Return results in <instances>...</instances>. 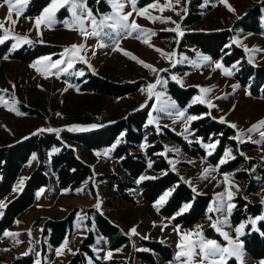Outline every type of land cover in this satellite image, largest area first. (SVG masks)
<instances>
[{"label":"rangeland","instance_id":"obj_1","mask_svg":"<svg viewBox=\"0 0 264 264\" xmlns=\"http://www.w3.org/2000/svg\"><path fill=\"white\" fill-rule=\"evenodd\" d=\"M192 1L179 0V3H176V0H137V10L147 8L149 4L158 5V7L148 8L147 13L138 14V11H133L130 0H121L125 4L123 12L133 13L129 17V22L135 20L138 25L148 30V32H137L133 33L132 36L121 33L119 37L114 32L111 37L102 34L99 39H102L108 45L104 48L94 47L98 44V38L88 35L92 28L90 20L86 18L84 25L73 22L72 14L66 8H61L56 13V23L51 26L42 23L37 27L35 25L36 17L43 14L44 9L48 7L51 0H48V3L35 15L27 14L30 0H28L23 13L19 17H17L14 8L12 20L17 21L15 24L7 19V4L0 6V22H3L0 36L5 34L4 29L8 30V39L4 43L6 47L0 53V145L3 143L10 145L15 140L20 141L30 135L47 132L40 131L41 129H57L58 132L49 133L55 134L65 145L73 148L79 157L88 162L93 172V175L86 180L83 186L77 188L73 193H67L66 190L57 186L55 176L51 171H48V186L40 192L36 201L23 213L19 214L12 225L1 234L0 264H11L14 260L26 256L25 253L32 257V264H37V261H39V264H66L70 257L76 253L79 242L87 234L86 219L87 217L93 218L94 215L93 212H86L89 208L95 209L110 223L117 226L128 237L130 243L127 250L125 248L110 250L106 238L92 225L91 229L95 237L92 245L93 252L102 264H117L112 263V261L125 264H199V257L189 258L191 244L201 238L211 239L204 235V229L207 227H211L220 235L212 227L214 222L227 219V224H218V227L227 232L232 239L236 238L235 228L241 223H244L246 227L249 224L251 231L256 229V226L253 227L249 223L250 220L256 217H249L233 226L230 223V216L226 212L209 211V208H215L219 205V194L232 191L234 198L238 191V183L232 175L218 170L219 165H221L219 161L224 158L225 151L229 149L224 150L216 164H212L207 160L208 152H213V150L206 149L203 145L216 141L202 142L200 137L193 135L189 129L190 121L187 120L188 116L193 115L187 114L176 103L175 108L171 107L174 100L167 92L166 83L168 80H172L182 86L196 87L197 93L192 98V102L197 97H201L204 100L203 103L207 106L209 102L214 105L217 120L224 117L226 124L237 125L234 128L236 137L238 134H242L243 141L251 144L250 148L240 149V152L245 159L255 160L253 166L254 179L258 180L256 192L248 195L243 194L242 197L251 203H261L264 209V203L261 202L264 200V177L257 168H264V143H254V141L261 140L260 132L264 131V128L248 133V129L252 125L264 119V98L251 96L247 87L239 86L233 78L234 70L237 68L236 63L226 66L220 60L213 59L201 52L194 45L183 44L182 42L184 35L189 32L229 30L232 32L231 42L243 49L249 63L255 66H264V8H261L258 18L260 32L244 31L236 26L238 20L243 19L252 6L260 5L263 0H226V3H223L222 0H202L198 7L199 20L189 25L183 24L184 19L194 12L192 7L190 9ZM77 2H80V0H77ZM83 2L86 9L91 10L97 21L114 12L107 0H99V2L97 0H83ZM13 3H15V0H13ZM229 5L234 11L229 10ZM77 12L79 13V9H77ZM147 17H159L160 19L153 21ZM168 18L180 25V31L184 33L183 36H180L177 32L166 30L176 27V24L170 21L161 22V20H167ZM64 21H68L67 27L64 25ZM81 27L87 30L85 35H81ZM103 31L108 32L110 30L105 27ZM17 36L25 37L30 43L15 39ZM137 36L139 38H136ZM145 38H147L148 43H144ZM116 40L119 41V49L114 51L113 47ZM38 44L48 45L52 53L38 56L28 63H22L10 56L17 49L22 48L23 51H26ZM73 44H84L85 48L79 49L75 53H65L64 49L70 48ZM13 45L18 46L13 49ZM245 48L248 49L247 52ZM156 49L161 51H156ZM93 50L95 55H93ZM125 52L130 53L131 56H135L137 59L133 60L131 56L125 55ZM162 53L169 55H163ZM5 56L8 58L4 59ZM81 56H84L87 63L80 60ZM205 56L209 57L208 61L203 59ZM44 57H50V59H43ZM69 59L72 62V67L67 72L62 71L61 69L67 67L65 62ZM57 60H61L62 63L52 67ZM137 61H144L158 71L153 72ZM217 62L222 64L219 69L216 68ZM89 64L91 67L88 66ZM224 68H228L232 75H225ZM161 69L167 71H159ZM79 71H83L84 74L87 72L97 75L108 74L121 82L141 80L143 84L137 91L125 97L97 96L92 92L80 90L84 75L70 74ZM172 77H176V79ZM157 80L160 83H157ZM149 84H156V87L151 90V94L147 87ZM201 88L210 89V91L202 93ZM157 93H159V99H157ZM146 107H148L147 124L154 125L159 132L162 131L160 126L168 127L180 134L188 143H197L198 146L204 149V157H192L186 154L178 145L162 140L163 150L157 153L165 157L170 168L177 172L188 186L196 189L194 192L211 196L207 216L194 226L182 228L175 225L171 218L159 214L157 209L164 202L157 205V201L163 193L170 192V190H165L154 203L149 204L141 199L138 189L139 178L141 176L153 177L154 174L147 169L139 177L129 179L126 172L119 165L118 159L112 156L114 145L118 139L110 146L89 149L78 142H68L62 137L64 132L73 134L88 133L105 127L117 118L124 119L129 113ZM28 110L36 112L31 113ZM76 110L84 111L86 114L82 119L68 118L67 113ZM17 112L22 114L18 115ZM179 112H184V116L178 115ZM150 118L152 123H149ZM93 124L98 127L89 131H69V128L73 126L87 127ZM239 143L241 142L239 141ZM146 145H150V143L142 142L137 152L143 153ZM192 147L195 148L194 145ZM53 152H55L53 149L50 150L48 156ZM32 157L33 155H31L27 164L23 166L14 184L13 191L0 201L4 205L14 197V194L18 191L17 189H20V181H24L27 175L37 166V158L33 160ZM46 162H48V158ZM206 168L209 169L207 174L204 172ZM213 169L215 170L213 171ZM112 174L123 181L132 183V187L123 188V193L129 195L132 198L131 201H126L120 197V192L114 182L110 185L106 182L108 178H99L100 176ZM225 176L228 177L227 181ZM88 183L91 184V187L87 185ZM225 203H228L227 196H225ZM231 203L233 202L231 201ZM97 204H99V208L96 207ZM74 208H77L78 211L73 222L71 237H65L57 247L50 246L47 237H45L46 253L41 256L43 221L45 219L63 218ZM246 227L243 229L244 234L239 237L240 243H242L241 239L246 234ZM133 228L136 229L137 234L131 233ZM5 232L17 235L4 236ZM198 232L203 234L202 237L197 235ZM186 233L189 235L184 240V247L178 248L177 245L181 243V237ZM220 237L221 242H217L222 247H227L228 242L224 240L223 236L220 235ZM146 241H157L170 247L171 259L165 261L146 245ZM57 249L60 250L59 255ZM182 251L184 255L177 260V253ZM109 252H112V256L106 259L105 257ZM139 252L150 255L152 263L138 259L137 253ZM230 259H234L236 264H262L264 262V258H251L245 253L243 246L240 258L229 257L227 262ZM87 264L93 263L88 261Z\"/></svg>","mask_w":264,"mask_h":264},{"label":"trees","instance_id":"obj_2","mask_svg":"<svg viewBox=\"0 0 264 264\" xmlns=\"http://www.w3.org/2000/svg\"><path fill=\"white\" fill-rule=\"evenodd\" d=\"M153 1V0H147ZM202 0H193L190 4L192 12L188 15L183 24H192L199 20L198 7ZM48 0H30L27 14H37ZM261 8H264V0L260 5L256 4L247 11L243 19L238 20L237 27L244 31L260 32L259 15ZM163 33V32H161ZM160 33V35H162ZM231 31L213 32H189L182 39L183 44H192L201 52L213 59H218L226 66L237 65L233 78L239 86L247 87L251 96L264 98V66H255L249 63L242 48L231 42ZM164 34V33H163ZM6 44L0 45V53L4 51ZM48 45L38 44L23 51L22 48L13 51L10 56L22 63H28L32 59L51 54ZM142 81H118L108 74L97 75L87 72L84 74L80 90L92 92L97 96L105 95L119 98L125 97L137 91L142 85ZM167 92L174 102L189 115L200 117L190 121L189 129L193 135L201 138L202 142L219 141L212 155H207V160L216 164L221 158L226 148L231 149L235 159H230L226 163L219 165L218 170L223 173H230L238 183V191L232 202L235 204L231 215L230 223L235 226L249 217L264 216L263 205L259 202L251 203L242 195L256 192L258 180L254 179L255 172L253 166L255 160L245 159L241 150L251 147L248 142L239 143L236 131L230 125L221 123L215 118L216 110L204 103L192 102V98L197 93L194 86H182L177 82L168 80L166 83ZM35 113L36 111H29ZM86 113L81 110L67 113L68 118L75 119L84 117ZM148 107L129 113L126 118H117L113 123L92 130L88 133H62L63 139L68 142H78L85 148L100 149L110 146L117 139L119 144H115L112 156L118 159L119 165L126 172L129 179H135L143 174L147 169L154 174L152 179H145L138 183L140 197L147 203H154L165 191L170 190V195L159 207L158 212L162 216L171 218V221L182 228L191 227L204 219L208 214V207L211 201L209 194H199L193 191L179 176L173 171L167 160L161 154L163 150L162 140H167L178 145L186 154L192 157H204V149L197 143H188L182 136L168 127L160 126L162 131H157L154 125L147 124ZM142 142H149L144 152H137ZM195 146V148L192 147ZM59 149L48 156L52 149ZM157 154V155H155ZM31 155L37 158V166L27 175L23 185L1 209L0 215V236L5 229L12 225L15 218L23 213L35 200L37 189L49 183L48 171L55 176L56 184L67 193H73L77 188L83 186L88 178L93 175L88 162L79 157L73 148L64 144L55 134L49 132H39L30 135L20 141L7 145H0V201L9 195L14 188V184L20 175L24 165L27 164ZM48 158V162L46 159ZM151 164V167H149ZM264 177V168L257 167ZM108 184L114 182L120 197L126 201L132 198L123 193V188L132 187V183L123 181L115 175L100 176ZM91 187V184H87ZM184 204L190 207L182 214L180 212ZM78 209L74 208L65 217L60 219H45L41 229V256L46 253L47 237L48 243L52 247H57L65 237H71L73 232V222ZM87 213L93 212V218L87 217L86 224L88 231L86 236L79 242L77 251L66 264H102L93 252L94 232L91 226L94 225L97 231L106 238L110 250L130 247L129 239L120 229L110 223L95 209H87ZM256 229L250 230V225L246 227V234L242 237V246L245 253L253 259L264 258V220L256 222ZM204 235L208 238L221 242V237L211 227L204 229ZM146 245L153 252L161 256L165 261H169L172 256L170 247L157 241H146ZM137 258L152 263L150 255L144 252L137 253ZM112 263L125 264L119 261ZM11 264H32L30 255L14 260ZM227 264H236L234 259H230Z\"/></svg>","mask_w":264,"mask_h":264},{"label":"snow or ice","instance_id":"obj_3","mask_svg":"<svg viewBox=\"0 0 264 264\" xmlns=\"http://www.w3.org/2000/svg\"><path fill=\"white\" fill-rule=\"evenodd\" d=\"M97 2H99V0H97ZM107 2L112 6V8L114 10L113 14L108 15V16H104L101 20L97 21L96 18L93 16V13L91 12V10L86 9V5L83 2V0H80V2H77V0H51L48 7H46L44 9L43 14L41 16L36 17L35 25L37 27H39L42 23H46L48 26H51L52 24L56 23V19H55L56 13L61 8H66L69 12H71L73 22H78L80 25H84L86 18L88 20H90L92 28H91V31L88 32V35L98 38V44L94 47H99V48H104V47L108 46L102 41V39H99L102 37V34H103V36L111 37L112 33L114 32L116 34V36L119 37L121 35V33H125L127 36H132L133 33H137V32L138 33H146V32H148V30L143 29L140 25H138L135 22V20H132L131 22H129V17H131L133 13L132 12H127V13L123 12L125 4L123 2H121V0H107ZM136 2H137V0H130L133 11H138V14L147 13L148 8L158 7L157 4H149L147 6V8L137 10L136 9ZM222 2L226 3V0H222ZM27 3H28V0H15V3H13V0H0V6H2V4H7V7H8L7 19L11 20V22L13 24L17 23V21L12 20L13 9L15 8L16 15H17V17H19L21 15V13H23L24 8L27 5ZM176 3H179V0H176ZM228 7H229L230 11H234V9H232L230 5ZM77 9H79V13L77 12ZM147 18H149L153 21H155L156 19H160L159 17H147ZM109 21H111V22L109 23ZM169 21H170V18H168L167 20H161V22H169ZM170 22L176 24V27L171 28V29H166V30L177 32L180 36H183L184 33L182 31H180V25L177 24L175 21H170ZM63 23L67 27L68 21H64ZM105 27L107 29H109L110 31L104 32L103 29ZM2 28H3V22H0V29H2ZM7 31H8L7 29H4L5 34L0 36V44H4L5 41L8 39ZM86 31L87 30L84 27L80 28L81 35H85ZM136 38H139V36H137ZM15 39L24 40L25 43H30V41H28L25 37L17 36V37H15ZM144 43H148L147 38H145ZM17 46L18 45H13V49H15ZM84 48H85L84 44H80V45L73 44V45H71L70 48H65L64 52L65 53H67V52L75 53L77 50L84 49ZM118 49H119V41L116 40L115 46L113 47V50L115 51ZM156 51H161V50L156 49ZM245 51L247 52L248 49L245 48ZM124 54L131 56V54L128 52H125ZM162 54L163 55H169L166 53H162ZM93 55H95L94 50H93ZM3 58L7 59L8 57L5 56ZM131 58L133 60L137 59L135 56H131ZM43 59L47 60V59H50V57H44ZM203 59L205 61H208L209 57L205 56V57H203ZM80 60H82L84 63H87V60L84 58V56H81ZM137 62L141 63L145 68H149L153 72L158 71L157 69L153 68L152 65H149V64L145 63L144 61H137ZM37 63H39V61H37ZM61 63H62L61 60H57L53 63L52 67H56V66L60 65ZM65 63L67 64V67H65L61 70L67 72L68 69H70L72 67V62L69 59ZM88 66L91 67L90 64ZM33 67H35V65H33ZM221 67H222V64L217 62L216 68L219 69ZM37 70L39 71V69H37ZM159 71H167V70L161 69ZM70 74L77 75V76H83L84 72L79 71V72H74V73H70ZM224 74L230 76V75H232V72L228 68H224ZM172 78L176 79V77H172ZM157 83H160V81L157 80ZM147 87H148L149 92L151 94V90L156 87V84H149ZM209 91H210V89L201 88L202 93H207ZM156 95H157V99H159V93H157ZM196 102L203 103L204 100L201 97H197L193 101V103H196ZM208 106L213 107L214 105H212L209 102ZM171 107L172 108L176 107L175 102H173L171 104ZM17 114L21 115L22 113L17 112ZM178 115L183 117L184 112H179ZM198 118H200V117L188 116L187 120L188 121H194ZM220 122L225 123L224 117L220 118ZM149 123H152L151 118L149 119ZM230 126L232 128L237 127V125H235V124H231ZM96 127H98V126L95 124L87 126V127L73 126V127L69 128V131H89V130L94 129ZM262 128H264V119H261L256 124L252 125L251 128L248 129V133L250 134V133L256 132L257 130L262 129ZM40 131L58 132L59 130L48 128V129H41ZM185 131H187V129H185ZM260 136H261V140L260 141H254V143H264V131L260 132ZM241 137H242V134H238L237 137H235V139H237L241 143H243L244 141ZM119 143H120V140H117L116 144H119ZM218 143H219V141H216L214 143L204 144L203 146L206 149L214 150L217 147ZM53 151H59V149H53ZM208 155H212V152L209 151ZM228 158L235 159V157L232 155L231 149L225 151L224 158H222L219 161V164L226 163ZM32 159L33 160L36 159L35 155H33ZM149 167H151V164H149ZM214 170L215 169H213V171ZM204 172H205V174H207L209 172V169L206 168L204 170ZM145 179H152V177L141 176L138 180V183L140 181L145 180ZM225 180L226 181L228 180L227 176H225ZM20 185L21 186L23 185V180L20 181ZM17 190H19V189H17ZM42 191H43V189H41V192ZM193 191H196V189L193 188ZM170 194L171 193L167 192V191L165 193H163V195L157 201V205L162 204ZM39 195H40V193H37V197H39ZM233 195H234V193L232 191H227L226 193L219 194V196H218L219 205L215 208H209V211L210 212H212V211L226 212L227 215L230 216L233 208L235 207V204L231 203V201L233 199ZM225 196H227V200H228L227 204L225 203ZM261 202L264 203V200H262ZM3 207H5V205L2 202H0V209H2ZM96 207L99 208V204H97ZM189 207H190V204H185L184 207L180 210V212L177 213V215L182 214ZM0 215H2V212H0ZM209 219H211V217H209ZM258 220H264V216L256 217L255 219L250 220L249 223H251L252 226L255 227L256 222ZM227 223H228V221H227V219H225L223 221H216L212 224V227L215 228L216 231L219 232L221 236H223L224 240H226L228 242L227 247H222L216 240L201 238L198 241L192 242L191 248L189 251V258L193 259L195 257H199L200 258L199 264H205V262H207V264H226L229 257H236L237 259H239L240 255H241V249H242V243L239 242V237L244 234L243 229L246 227V225L244 223H241L238 227H236L235 228L236 238L232 239L229 237V234L227 232L222 231L221 228L218 227V224H227ZM131 233L137 234L136 229L135 228L131 229ZM3 235L4 236H15L17 234L5 232ZM188 235L189 234L186 233L181 237V243L177 245L178 248L184 247V240L187 239ZM197 235L202 237L203 234L198 232ZM197 249H198V251H197ZM57 254L58 255L60 254L59 249H57ZM25 255H27V253H25ZM182 255H184L183 251L177 253L176 259L179 260ZM111 256H112V252H109L107 254V257H105V258L107 259V258H110ZM37 264H39V261H37ZM262 264H264V262H262Z\"/></svg>","mask_w":264,"mask_h":264},{"label":"crops","instance_id":"obj_4","mask_svg":"<svg viewBox=\"0 0 264 264\" xmlns=\"http://www.w3.org/2000/svg\"><path fill=\"white\" fill-rule=\"evenodd\" d=\"M48 184H49V183H48ZM48 184H47L46 186H42V187H40L39 189H37L36 194H35V200H34V202H35L36 199H37V193H40V192H41V189L46 188V187L48 186ZM34 202H33V203H34Z\"/></svg>","mask_w":264,"mask_h":264}]
</instances>
